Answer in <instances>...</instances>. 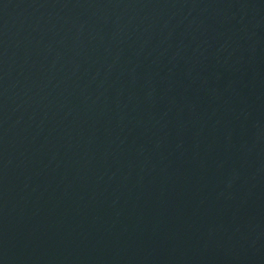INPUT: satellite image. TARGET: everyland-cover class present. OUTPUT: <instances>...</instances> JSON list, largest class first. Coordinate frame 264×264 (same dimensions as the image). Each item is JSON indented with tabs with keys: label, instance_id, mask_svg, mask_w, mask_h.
I'll use <instances>...</instances> for the list:
<instances>
[{
	"label": "water",
	"instance_id": "obj_1",
	"mask_svg": "<svg viewBox=\"0 0 264 264\" xmlns=\"http://www.w3.org/2000/svg\"><path fill=\"white\" fill-rule=\"evenodd\" d=\"M264 0H0V264H245Z\"/></svg>",
	"mask_w": 264,
	"mask_h": 264
}]
</instances>
